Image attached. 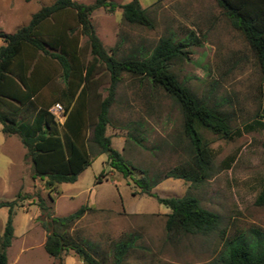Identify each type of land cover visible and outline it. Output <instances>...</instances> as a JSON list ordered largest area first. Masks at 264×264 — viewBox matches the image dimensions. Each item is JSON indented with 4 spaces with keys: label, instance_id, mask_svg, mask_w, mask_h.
Instances as JSON below:
<instances>
[{
    "label": "rangeland",
    "instance_id": "1",
    "mask_svg": "<svg viewBox=\"0 0 264 264\" xmlns=\"http://www.w3.org/2000/svg\"><path fill=\"white\" fill-rule=\"evenodd\" d=\"M54 1L0 0V32H15L41 6ZM76 1L89 4L95 0ZM113 1L125 4L132 0ZM139 2L153 20V28L128 23L120 8L114 12L100 8L92 13L91 20L106 50L123 58L138 49L151 53L162 37L177 41L191 37L188 57L175 60L171 68L198 97L218 107L236 133L224 138L203 130L214 156L210 178L191 183L166 177L192 155L183 131L181 108L147 79L123 73L110 109L108 132L114 139L113 147L129 163L131 174L124 177L115 169L110 173L112 167L104 163L108 156L103 154L77 181L62 183L51 191L35 175L27 154L23 163L19 153H11L3 144L7 137L0 131V203L16 201L8 264L56 262L44 248L48 231L43 221L48 216L38 205V195L58 217L93 204L69 232L77 240L94 245L96 255L105 264H113L114 245L130 233L139 239L127 256L128 264H212L218 262L228 242L240 237L251 239L254 231L264 232V205L255 203L264 184V127L244 130L245 124L255 118L264 121L263 77L253 50L216 0ZM86 42L83 36L82 44ZM102 75L101 93L105 97L110 77ZM238 131L243 132L237 134ZM131 135L141 138L142 144H137ZM10 157L14 165L6 163ZM102 172L104 176L100 177ZM143 176L153 184L151 191L160 197H182L187 193L197 196L204 208L220 215L218 229L207 235H169L165 223L170 209L136 185L134 180ZM99 177L101 182L97 181ZM9 210L8 206H0V236ZM64 264L83 262L70 251L64 255Z\"/></svg>",
    "mask_w": 264,
    "mask_h": 264
},
{
    "label": "trees",
    "instance_id": "2",
    "mask_svg": "<svg viewBox=\"0 0 264 264\" xmlns=\"http://www.w3.org/2000/svg\"><path fill=\"white\" fill-rule=\"evenodd\" d=\"M216 2L253 50L263 77L264 95V0ZM100 8L108 12L120 8L128 23L154 27L153 20L139 0L125 4L113 0H95L89 4L76 0H55L41 6L29 22L15 32H0V39L3 40L0 46L2 131L20 137L27 149V157L32 160L35 175L44 180V186L51 191L61 183L77 181L78 176L91 165V152L96 148L100 153L107 154L113 170L128 177L131 174L129 163L113 148L111 137L106 135L107 125L111 123L110 109L115 100L116 87L123 73H127L134 78L147 79L152 86L161 88L181 108L183 131L190 142L192 155L189 161L174 167L166 177L181 178L191 183L210 178L214 156L203 130L224 138H232L236 132L231 128L229 118L218 107L198 97L171 68L175 60L188 57L187 47L193 44L191 37L186 41L162 37L149 54L138 49L118 58L115 51L110 53L106 50L91 20L92 13ZM193 33L190 32V36H194ZM81 35L87 37L86 44L80 43ZM88 52L92 55L91 59L86 58ZM41 56L50 57L62 69L66 80L67 96L57 100L67 111L63 126L56 122L49 107H40L34 100L36 90L44 85L45 75H41L39 63ZM57 68L52 66L51 70L55 72ZM45 69H42V73ZM102 73L110 77L108 95L105 97L98 91L103 84ZM95 97L100 98L96 107L92 103ZM29 113L32 117H29ZM89 123L93 133L88 147L81 143V138L85 136ZM256 127H264V121L255 118L253 122L245 124L244 130L252 131ZM242 132L238 131L237 134ZM137 137L131 135L141 145L142 140ZM102 176L103 172L100 174ZM100 177L99 182L102 181ZM134 181L143 192L170 209L165 223L169 235H207L218 229L220 215L204 208L194 194L160 197L151 191L153 184L147 177ZM37 197L39 207L48 216L43 221L48 231L44 248L56 259L55 264H64V255L70 251L83 264H105L104 259L96 255L94 245L77 240L69 232L73 224L92 207L83 205L67 216L58 217L52 215L44 198L40 195ZM255 203L264 205V184ZM15 204V200L0 203V206L10 208L4 232L0 236V264H8V248L15 231ZM253 233L251 239L240 237L228 242L218 262L212 264H264V232ZM138 239V235L130 233L118 241L114 245L113 264H128L127 256L136 247Z\"/></svg>",
    "mask_w": 264,
    "mask_h": 264
},
{
    "label": "crops",
    "instance_id": "3",
    "mask_svg": "<svg viewBox=\"0 0 264 264\" xmlns=\"http://www.w3.org/2000/svg\"><path fill=\"white\" fill-rule=\"evenodd\" d=\"M82 40H83V36L81 35L80 36V43L81 44H82ZM86 58L91 59L92 55L90 53H87ZM39 63H40L41 75L42 76L45 75L44 76L45 78L43 79L44 85L36 90L35 98L34 97L33 98H34L35 102H37V104L40 107H49V109H50L54 104L59 103V102H57V100L66 98L67 91H68L67 86H66V80L64 79L62 69L50 57L41 56ZM50 66L51 67L52 66L58 67V68L55 69V72H54L51 70ZM44 68H47V69L44 70L45 72H43L44 73L43 74L42 69H44ZM101 86L99 87L98 91H101ZM99 99L100 98H98V97L97 98L95 97V99H92V103H93L94 107H96V105L99 104ZM13 102L17 104V102H15V101H13ZM74 102H75V100H74ZM72 104H74V103H72ZM29 117H32V114L29 113ZM60 126H63V125H60ZM109 126H110V124L107 125L106 135L110 136L111 142H113L114 139L108 132ZM2 127H3V125H2ZM0 131H2V128L0 129ZM92 133H93V127L90 126V123H89V125H87L86 131H85V136H83L81 138V143L83 145L88 146V147L91 145L90 139H91ZM3 134L6 135V137H7V138H4L3 144H6V146L9 148V151H11V153H13L14 151H16V153H19L20 154L19 156L21 158L20 160H22V162L24 163V159H25V156L27 154V149L22 144L20 137L18 135H15V134L9 135V134H6L4 132H3ZM5 139H7V140H5ZM7 153H5L6 156H8ZM103 154H105V153H100L97 150V148L94 149V152H91L92 162H93V160L101 157ZM105 155L107 156V154H105ZM9 156H12V155H9ZM19 156H18V158H19ZM14 161L15 160L12 157H10L9 159H6V163H9L12 165H14V163H15ZM17 161H19V160H17ZM104 163H107V165H109V160L107 159L106 161H104ZM110 173H114V170L112 169L110 171ZM6 179H7V177H6ZM90 205H93V204L90 203ZM90 205H88V206H90Z\"/></svg>",
    "mask_w": 264,
    "mask_h": 264
},
{
    "label": "built area",
    "instance_id": "4",
    "mask_svg": "<svg viewBox=\"0 0 264 264\" xmlns=\"http://www.w3.org/2000/svg\"><path fill=\"white\" fill-rule=\"evenodd\" d=\"M49 111L53 114L56 122L59 125H64L67 119V111L61 103L54 104Z\"/></svg>",
    "mask_w": 264,
    "mask_h": 264
}]
</instances>
